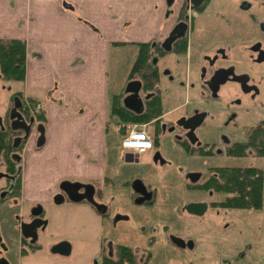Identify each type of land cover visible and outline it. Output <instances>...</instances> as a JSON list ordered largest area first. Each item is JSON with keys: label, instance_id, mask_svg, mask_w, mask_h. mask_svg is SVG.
Wrapping results in <instances>:
<instances>
[{"label": "rangeland", "instance_id": "374dc122", "mask_svg": "<svg viewBox=\"0 0 264 264\" xmlns=\"http://www.w3.org/2000/svg\"><path fill=\"white\" fill-rule=\"evenodd\" d=\"M209 22L225 27L221 19L210 18ZM167 23L168 20L164 19L157 31ZM147 43L114 45L109 57L106 169L98 182L99 188L104 191V198L112 202L109 205V216L103 219L87 205L54 204L51 201L42 203L46 212V226L39 232V249L35 252L27 250L25 256H20L16 204L21 206L20 214H25L32 206L43 202L53 178L52 175L45 174L48 169L44 166L37 171L35 180L28 173L30 164L25 167L22 165V174L29 180L37 181L38 187L29 189L24 203L19 201L18 193L9 198H15L16 203L10 200L0 202V258H9L12 264H95L106 241L107 245L131 247L142 262L150 253L146 264H264V203L258 211L209 205L202 215H195L185 209L189 203L222 201L226 197L213 190H187L188 173H199V182H202L209 177L211 167L264 168V158L235 159L224 152L212 157L193 158L175 141L173 135L164 134L161 137L160 132H154V138H151L152 132L141 125L140 128L150 137L151 149L140 154L139 162L124 161L122 141L131 124H125L117 118L113 113L112 102L117 95H120V99L123 97V90L129 82L140 79L139 69L143 67V63L138 57L142 56L143 51L139 46ZM193 63V56L190 58L186 52L161 58L157 68V87L160 88L158 93L161 100L158 113L162 115L171 111L165 118L182 114L186 103H191L186 107L190 112L192 102H195V93L191 89L186 93L185 89L179 88L178 80L181 75L180 79L186 86L194 83ZM164 68L172 73V79L161 74ZM16 82L18 81L0 79L1 120L11 93L21 87ZM150 92L157 93L154 89ZM214 138L205 135L203 142L217 141L219 144L222 141L218 136ZM217 147L222 149L224 145L219 144ZM1 172L4 173L3 168H0V174ZM137 176L155 189L154 203H135L127 186ZM5 184V179L0 177V188ZM173 237L181 239L185 247L175 246L172 243ZM62 241L71 246V252L67 256L51 252L52 247ZM188 243H192V246H188Z\"/></svg>", "mask_w": 264, "mask_h": 264}, {"label": "flooded vegetation", "instance_id": "af4514ba", "mask_svg": "<svg viewBox=\"0 0 264 264\" xmlns=\"http://www.w3.org/2000/svg\"><path fill=\"white\" fill-rule=\"evenodd\" d=\"M165 7V19L168 20L165 35L160 40L154 39L149 42L151 48L150 62L153 67L159 68L162 57H168L172 54L175 56L185 52L190 58L192 55L195 65L192 72V76L195 78L194 83L186 86L184 81L180 79L181 75L178 76V82L179 88L185 89L186 93L190 89L194 91L195 99L193 101L195 102H192L193 106L190 112L186 110V107L188 108L191 103H186L184 104V112L174 118H165L171 112L168 111V113L157 116L148 122L135 125L139 127L142 125L150 130L153 134L152 138H154V132H160L161 137L164 134L173 135L175 141L182 145L184 151L193 158L212 157L223 152L235 159L264 158V0H165ZM210 18L223 20L225 27L209 22ZM179 24H185L186 27L182 26L178 30V38L171 42L168 49L166 48L167 44L163 46L164 41L169 38L173 28ZM154 59H156V63H154ZM169 59L172 62V58L169 57ZM161 74L168 76L169 79L173 78L172 73L167 68L162 69ZM133 81L141 83L138 94L142 100L143 109L139 114L132 113L142 115L145 112L146 102L155 94L144 91L140 79ZM195 87H197L196 91ZM125 96L127 95L124 90L122 104ZM42 108L43 105L39 103L32 107L20 92L11 93L7 109L2 120L0 119V123H2L0 132L5 133L11 141L9 158L14 164L15 173H10L6 163L0 162V168L4 170L0 177L6 181V184L0 188V202L15 200V198H9L14 194L18 178L20 180L18 191L20 201L23 179L21 169L24 165L25 154L30 147L34 151H39L44 147L46 141L45 121L39 122L35 116V112L43 110ZM11 113L20 116V118L10 119ZM26 128L28 133H26ZM40 128L43 129V133L40 132ZM205 135L212 139H215L214 136H218L222 140L219 144L224 145V148L221 147L223 150L217 147L219 145L217 141L203 142ZM255 140V147H251L250 143ZM244 146H246V150L243 156L229 155L230 149L237 150ZM128 154L130 153H123L124 161L139 162L140 155L130 154L131 160L127 161L126 156ZM245 167L261 169L264 175L263 167ZM217 168L211 167L210 171L213 170V172L210 175H214ZM200 177L201 175L197 172L188 173L186 189H197L199 192L206 190L204 186L208 178L199 182ZM138 180L143 187L139 184L135 186V182ZM103 183L105 186L106 182ZM75 184L79 185L74 186ZM98 185L97 183L64 178L59 181L48 202L44 201L32 206L25 214H20L21 206L18 207L19 204H16L18 208L15 213L18 220L16 230L20 256H25L27 250L35 252L39 249L37 244L39 232L46 226L44 220L46 212L42 203L51 201L54 204L87 205L96 211L101 218L108 217L109 205L112 202L104 198V191ZM86 186L93 187V203L88 198L91 189ZM127 187L131 190L132 198L135 199L136 204L154 203L155 189L151 185L145 184L139 176L132 178ZM73 197H82V199L74 201L72 200ZM214 202L202 203H205L208 208L209 205L213 207ZM14 203L16 202L14 201ZM35 220L39 221V224L34 228L35 238L24 237L21 226L29 225ZM175 239L182 241L173 237L172 243L175 246L185 247L183 241V245L180 246ZM64 242L68 243L62 241L54 246ZM117 246L126 245H107L105 241L104 248L97 255L95 264H101L102 252L107 257L113 258ZM188 246H192V243H188ZM69 247L67 255L71 252L70 244ZM52 249L51 252L54 253ZM133 251L136 254V251ZM54 254L67 256L59 253ZM149 254L143 262L139 261L146 264ZM6 260L12 264L9 258Z\"/></svg>", "mask_w": 264, "mask_h": 264}, {"label": "crops", "instance_id": "0c3cea01", "mask_svg": "<svg viewBox=\"0 0 264 264\" xmlns=\"http://www.w3.org/2000/svg\"><path fill=\"white\" fill-rule=\"evenodd\" d=\"M165 11V0H0V40L25 43L16 92L45 113V145L24 159L35 180L44 166L53 176L45 202L64 178L98 184L104 176L112 46L162 39ZM35 180L23 174L21 203Z\"/></svg>", "mask_w": 264, "mask_h": 264}, {"label": "trees", "instance_id": "16d2710c", "mask_svg": "<svg viewBox=\"0 0 264 264\" xmlns=\"http://www.w3.org/2000/svg\"><path fill=\"white\" fill-rule=\"evenodd\" d=\"M139 47L143 51L142 56L138 57V60L141 59L143 63V67L139 69L143 89L147 92L154 89L157 93H154L155 95L146 102L145 112L142 115H136L124 108L120 95L115 96L112 102L113 113L125 124H141L160 116L158 109L161 106V100L157 88L159 77L157 68L153 67L150 62V44H142ZM24 75L25 43L20 40H0V78L4 81L21 82L24 80ZM27 101L32 107H35L38 103L33 99ZM35 116L39 122L45 121L44 111L35 112ZM255 142L256 140L251 142L250 146L255 147ZM10 146L11 141L5 133L0 132V162L6 163L10 173H15L14 164L9 158ZM245 148L246 146L237 150L230 149L228 153L229 155L243 156ZM214 172L215 174H211L206 180L204 188L223 193L226 197L224 201L213 203V206L261 210L264 203V175L261 169L254 167H218ZM19 182L18 178L14 194L19 191ZM102 253L101 264H143L134 251L126 246H117L113 258L107 257L104 252ZM148 257H150V254Z\"/></svg>", "mask_w": 264, "mask_h": 264}, {"label": "water", "instance_id": "95a60500", "mask_svg": "<svg viewBox=\"0 0 264 264\" xmlns=\"http://www.w3.org/2000/svg\"><path fill=\"white\" fill-rule=\"evenodd\" d=\"M167 3L169 4V2H167ZM182 26L183 27H186L185 24H179V25H176L173 28V30L170 33L169 38L164 41L163 46L165 44H167V47L166 48H168V49L170 48L171 42H173L175 39L178 38L177 32H178V30ZM155 60L156 59H154V63H156ZM140 87H141V83L138 82V81H131V82H129L127 84V86H126V89H125V94L127 96H125L123 98V105H124V107L126 109H128V110L136 113V114L141 113L142 112V109H143V103H142V100H141V98L139 97V94H138V92L140 90ZM13 111H15V109H13ZM14 117L20 118V116H16L13 113H11L10 119H13ZM194 127H192V128H194ZM13 128H15V127H13ZM40 132L43 133V129L42 128H40ZM26 133H28V129L27 128H26ZM126 160L127 161L128 160H131V155L130 154H128L126 156ZM136 184H139L141 187H143L141 185V182L139 180L135 182V186H136ZM77 185H79V184H75L74 186H77ZM135 186H134V189L136 190ZM86 187L89 188V189H91V193H89L88 198L92 202L93 187L92 186H86ZM81 199H82V197H78V198L73 197L72 200L79 201ZM185 209H186V211L188 213L195 214V215H202L206 211L207 205L205 203H189V204L186 205ZM37 224H39V221L38 220H35L31 224H29V225H22L21 226V229H22L23 236L24 237L35 238L34 228L36 227ZM175 240H176V243H178L180 246L183 245V242L182 241L177 240V239H175ZM69 249H70L69 244L64 242V243H60V244L54 246L53 249H52V251L54 253H59V254H62V255H67L69 253ZM0 264H9V263H8V261L6 259L1 258L0 259Z\"/></svg>", "mask_w": 264, "mask_h": 264}, {"label": "built area", "instance_id": "2783aa9c", "mask_svg": "<svg viewBox=\"0 0 264 264\" xmlns=\"http://www.w3.org/2000/svg\"><path fill=\"white\" fill-rule=\"evenodd\" d=\"M151 140L147 132L137 125H133L122 141L124 153L140 155L151 149Z\"/></svg>", "mask_w": 264, "mask_h": 264}]
</instances>
